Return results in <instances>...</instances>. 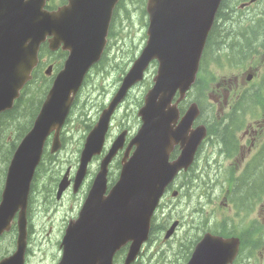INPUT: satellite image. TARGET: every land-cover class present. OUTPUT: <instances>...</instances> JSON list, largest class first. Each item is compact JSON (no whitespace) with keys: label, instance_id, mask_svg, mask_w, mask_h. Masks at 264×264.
Returning <instances> with one entry per match:
<instances>
[{"label":"water","instance_id":"water-1","mask_svg":"<svg viewBox=\"0 0 264 264\" xmlns=\"http://www.w3.org/2000/svg\"><path fill=\"white\" fill-rule=\"evenodd\" d=\"M75 2L80 18L71 27H64L61 15L53 16V26L59 38L64 35V30H68V43L72 49V55L67 62L66 69L59 75L51 90L33 131L26 137L16 154L17 158L24 162L23 167L10 169V175L15 174L17 179L24 181L26 189L32 178L33 169L39 161L45 138L52 130L62 125L72 102L70 95L78 89L88 68L99 58L106 35L108 20L105 19L104 0H76ZM216 3L217 0H150L148 9L151 14L149 29L151 39L143 56L125 80L120 97L124 95L129 85L141 77L150 58L161 57L163 66L159 84L149 97L147 107L141 112L149 115L156 105L159 89L166 85L167 79L172 74L174 66L171 67V65L179 61L178 59L174 62L176 56L186 55L189 62H194L199 54L196 52L197 40L200 39L198 34L202 26L209 25ZM201 11L208 15L196 21H189ZM28 12L27 8H22L19 18L13 6L0 8V99L2 100L0 110L2 105H5L4 100L11 101L18 95L19 88L28 78V73L35 62L39 39L36 38L29 45L24 41L25 35L30 31L27 21ZM40 26L39 24L34 26L33 31L37 32ZM112 110L104 114L99 126L93 134L91 133L85 145L79 171V177L82 179L92 155L98 154L96 152L99 151L105 139L107 121ZM123 140V137H120L115 141V149L122 146ZM136 142L139 149L134 159L124 165L123 177L111 191L112 197L108 204L111 213L103 214L89 210L84 219L70 229L66 238L64 262L60 264H101V262H86L91 252L108 244L110 247L124 236H130L132 228L141 232L147 231L146 223L149 221L153 206L163 188L161 187L163 182L162 150L153 135L148 119L145 120V125ZM58 147L56 137L53 150ZM108 156L102 163L98 179L106 180L111 153ZM66 178L67 175L63 180ZM105 191L106 187L103 191V187L99 185L94 194L98 196L101 192L104 194ZM96 209L100 210L101 205H97ZM7 210L8 205L5 201L3 210L0 209V232L8 225L12 217L8 215L4 218ZM141 221L144 222L143 226ZM24 228L23 224L21 230ZM24 249L25 243L21 239L15 262H2L1 264H23ZM214 253L213 248H204L202 262L222 264L217 257L213 262H208V256ZM202 262L191 264H202Z\"/></svg>","mask_w":264,"mask_h":264},{"label":"rangeland","instance_id":"rangeland-1","mask_svg":"<svg viewBox=\"0 0 264 264\" xmlns=\"http://www.w3.org/2000/svg\"><path fill=\"white\" fill-rule=\"evenodd\" d=\"M130 4V5H129ZM262 22H258L256 27L252 28L250 31H241L238 29V23L235 21H228L222 23V29H221V36H220V43L223 46H230L233 49V52L236 56L241 55L248 47L251 46L253 41L257 38L263 39L264 38V9L262 10L261 17ZM115 31H118L119 37L124 38L125 42L123 43V48L121 50H118V46H115L111 51V64L113 67L108 68L109 73L101 75L100 73H92V77L90 79V82L87 83L84 88L81 91V94L79 96L80 104L75 110L74 116L72 117V121L65 127V133L69 136H73L72 141H69V145L67 146L66 150L63 151L60 156L58 163H62L65 161H71L74 162L76 159V149H77V142L81 138V135L84 131V125L81 123V120H84V123L87 122L85 119H92L96 116H98L101 105L107 101V98L109 97V94L112 93L116 81L118 80V77L120 76V73L118 71V68L116 67L117 62H120L121 60H125L127 55V48L132 47L136 45L139 47L142 43L143 39V33H144V21H143V14L140 7H138L136 4L131 3L129 0L127 3V9L126 10H120L117 15V22ZM242 41V42H240ZM153 72H150V75H152ZM102 85V88L98 90L99 85ZM104 89V90H103ZM98 90V91H97ZM144 90V87H140L134 92L133 98L130 99L129 103L125 105L120 113L117 116L115 126L119 125L121 121H125L132 125L134 128L136 127V122L132 118L133 111L136 106V98L140 97ZM39 102L36 101L33 103L31 107V111L29 114L28 120L33 116V114L36 112L38 108ZM82 110L86 115L83 117L79 116V111ZM28 116V115H27ZM27 116L24 119V122L27 120ZM227 134L223 133L221 134V138L228 141V138L226 137ZM5 144V141H0V145ZM217 152L223 154V151H220L219 149ZM214 159L207 160V161H201L199 165L197 166V169L193 174H191L189 177L185 179V183L188 185L187 189L184 192L185 197L187 198L184 203L186 202V205H194L192 208H194L195 212H198L200 208H203L206 212H213L214 207L209 203V199L206 197H201L199 199L198 203H195L194 200H192V193H191V184L190 180L194 178V174L196 175H204L206 177V182L208 185H211V182L207 179L212 174L213 165H214ZM263 162V160H262ZM2 163H0V167H2ZM262 173L264 174V168H261ZM1 177V175H0ZM255 185L256 189L263 190L264 189V180L255 173ZM213 180V179H212ZM231 179L226 171H220L219 170V176L218 179L214 181L213 188L214 190L211 191L210 198L216 197L220 195L222 192L225 191L227 185L231 183ZM57 183L56 180H52L50 184L48 185V189L52 191L54 185ZM208 189H205L204 192L206 193ZM39 196V195H38ZM198 200V199H197ZM61 204V203H60ZM180 204V203H179ZM184 204L178 205L177 209H183ZM173 210L175 209L172 208ZM169 209L163 210L164 213H167ZM67 216L68 218H73L77 214V209L75 207L67 208ZM201 212L197 213L198 215ZM206 215V214H205ZM64 220V211L61 210L56 215V221L58 223H62ZM188 225L181 226L180 229L177 231L176 235L172 239L171 246L165 244L160 246V250H170L173 247H175L180 241L186 242L189 238L188 236ZM171 247V248H170ZM14 247H13V237L11 235H8L4 240L0 241V256H7L12 253ZM39 249L44 250L42 254H40ZM34 254V257L31 258V262H28V264H52L51 262V255L48 247L46 245L39 243L38 245H34L32 247ZM8 253V254H7ZM53 257L57 258V249H54L53 251Z\"/></svg>","mask_w":264,"mask_h":264},{"label":"bare ground","instance_id":"bare-ground-1","mask_svg":"<svg viewBox=\"0 0 264 264\" xmlns=\"http://www.w3.org/2000/svg\"><path fill=\"white\" fill-rule=\"evenodd\" d=\"M240 42H242V41H240ZM214 148H215L216 152L219 149L220 151H223V155H227L226 154L227 149L221 142H215ZM213 160L214 159H212V161ZM260 164H261V167L259 169L263 168L264 159H263V162L262 161L260 162ZM207 179L211 182V185L207 184L206 177L204 175L199 176L197 174L196 175L194 174V178L190 180V184H191V188H192L191 189L192 190L191 193H192V197H193L192 200H194L195 203L201 202V201H199V199L201 197H206L208 199L210 198L211 191L214 190V188H213L214 180H212V178L210 176L207 177ZM56 186H57V183L54 185V187L52 189V192L56 191V188H57ZM187 187H188V185L185 183L184 186H183V194H184L185 190L187 189ZM205 189H208V191L203 196V192H204ZM215 192H217V191H215ZM181 204H184L183 205L184 207H183V209L178 210L177 206L181 205ZM192 206H194V205L187 206L186 202L185 203H180V204H174V205H172V206H170L168 208L169 211H167V213H164L163 216L167 218V221H171V220H175V219H180L181 221H183L184 218H185V214L187 212H191V211L194 210V208H192ZM174 207H175V209L173 210L172 208H174ZM141 225L142 226L144 225L143 221H141ZM204 228H209V227L206 226ZM161 235H162V231L159 234L156 235L155 239L152 242H156L157 240H160L161 239ZM159 264H165V263L161 262Z\"/></svg>","mask_w":264,"mask_h":264},{"label":"flooded vegetation","instance_id":"flooded-vegetation-1","mask_svg":"<svg viewBox=\"0 0 264 264\" xmlns=\"http://www.w3.org/2000/svg\"><path fill=\"white\" fill-rule=\"evenodd\" d=\"M258 39H255L253 43L257 42ZM226 133V131H224ZM227 134V133H226ZM228 138V136H227ZM230 153L229 150L226 151V154L228 155ZM261 167V164H259L258 168H256L251 174L250 172L246 174V176L236 184L233 198L234 202L237 207H241L242 209L248 210L253 205H255L259 200H261L262 196L264 195V189L258 190L256 189L255 185V173H257V170ZM264 168V166H263ZM219 170L225 171L221 163L216 160L214 161L212 174L210 177L215 181L218 179L219 176ZM264 180V174L261 177ZM50 234V233H49ZM48 234V235H49Z\"/></svg>","mask_w":264,"mask_h":264},{"label":"trees","instance_id":"trees-1","mask_svg":"<svg viewBox=\"0 0 264 264\" xmlns=\"http://www.w3.org/2000/svg\"><path fill=\"white\" fill-rule=\"evenodd\" d=\"M61 1H64V0H61ZM229 12H230V9L227 8V7H226V9L223 10V13H224V15H225V18L228 17V13H229ZM229 20H230V21H233L234 18L231 17V18H229ZM21 102H22V99H20V100L18 101V104L21 103ZM14 111H15V110H14ZM8 113H9V112H8ZM16 113H18V110H17L15 113H10V114H16ZM1 125H2V118L0 119V135L6 133V129H5L3 126L1 127ZM20 135H21V132H20V131H17V136H16V138H19ZM3 155H6V153L4 152ZM56 187H57V186H56ZM161 231H162V230H159L157 234H159ZM157 234H156V235H157ZM156 235L152 238V241L155 239Z\"/></svg>","mask_w":264,"mask_h":264}]
</instances>
